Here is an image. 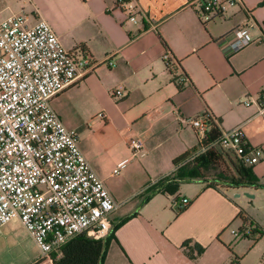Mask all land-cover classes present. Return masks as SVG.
I'll return each mask as SVG.
<instances>
[{"label": "crops", "instance_id": "0c3cea01", "mask_svg": "<svg viewBox=\"0 0 264 264\" xmlns=\"http://www.w3.org/2000/svg\"><path fill=\"white\" fill-rule=\"evenodd\" d=\"M197 1L130 0L137 15L130 20L118 0H57L58 15L43 18L66 50L83 47L94 63L50 103L118 204L109 216L116 227L103 264H232L235 257L240 264L245 254L224 233L241 209L227 190L239 188L180 181L175 193L160 191L140 204L147 188L181 164L172 160L197 147L190 119L204 111L222 130L239 125L246 141L262 148L261 159L247 166L264 184V108L255 103L264 93V0H241L206 23L198 18ZM27 17L30 23L39 18ZM248 20L254 41L225 51L219 39ZM166 52L178 62L172 72ZM175 75L185 77L181 86ZM114 88L124 91L121 98L110 94ZM132 136L143 140L136 156L128 147ZM180 197L190 203L177 212L172 200ZM248 219L252 230L263 231ZM33 246L27 264L39 258Z\"/></svg>", "mask_w": 264, "mask_h": 264}, {"label": "built area", "instance_id": "2783aa9c", "mask_svg": "<svg viewBox=\"0 0 264 264\" xmlns=\"http://www.w3.org/2000/svg\"><path fill=\"white\" fill-rule=\"evenodd\" d=\"M241 0H198L197 14L202 23L212 21ZM118 7L135 20L130 0H118ZM252 21L231 30L219 39L223 49L237 51L253 42ZM164 61L175 69L166 52ZM111 64V62H109ZM94 63L82 48L68 51L51 25L42 18L30 23L26 14L0 16V229L18 219L35 244L41 258L61 254V248L80 233L103 239L110 231V213L118 206L104 181L94 172L82 153L73 130L68 129L51 106V98ZM183 75H175L181 86ZM113 97L124 91L114 88ZM249 105L251 100L240 99ZM255 103L264 108V93ZM209 111L190 119L197 134V151L219 147L236 154L245 164L257 163L263 150L251 146L241 127L222 130L207 143ZM132 156L143 148V140H128ZM190 158V159H191ZM124 162L120 164L122 166ZM189 203L186 197L173 198L177 212ZM252 232L250 226L241 230ZM231 233L237 236L236 230Z\"/></svg>", "mask_w": 264, "mask_h": 264}, {"label": "trees", "instance_id": "16d2710c", "mask_svg": "<svg viewBox=\"0 0 264 264\" xmlns=\"http://www.w3.org/2000/svg\"><path fill=\"white\" fill-rule=\"evenodd\" d=\"M80 48L84 49L83 47ZM169 56L170 61L177 66V60H175L170 54ZM209 122L210 130L207 133V143L216 140L221 134V129L214 116ZM197 149L198 146L175 157L172 160L173 164L177 165L187 161ZM208 165H214L217 167L219 171L216 177L209 178L208 175H206L204 168ZM198 179L207 181L209 186L215 188L234 189L246 188L249 186L257 188L261 185L252 175L250 167L247 166V164H245L236 154L210 147L192 157L187 164L174 169L168 178H164L147 188L142 194L140 204L145 202L153 194L160 191L169 194L175 193L178 182L180 181ZM182 210L178 212H181ZM237 217L242 222L240 230L245 226L251 227L250 220L242 209L239 210ZM115 227L116 226H112L107 236L103 239H94L86 233H80L63 245L59 257L56 258L54 255L43 257L41 260L37 261L36 264H103L105 253L110 239L113 238ZM254 232L257 233L255 241L264 234V231L257 230L256 228L252 230V233ZM201 251L202 248L199 247L198 253ZM238 260L239 257H235L232 264H237Z\"/></svg>", "mask_w": 264, "mask_h": 264}, {"label": "rangeland", "instance_id": "374dc122", "mask_svg": "<svg viewBox=\"0 0 264 264\" xmlns=\"http://www.w3.org/2000/svg\"><path fill=\"white\" fill-rule=\"evenodd\" d=\"M56 2L57 0H0V16H8L16 11L23 10L29 17L36 15L43 19L47 15H58ZM215 148L220 150L219 147ZM189 161L190 159H187V161L182 162L179 166L187 164ZM204 169L209 178L216 177L219 171L214 165H208ZM260 184L255 191L244 188H239L236 191H227L232 199L239 203L241 209L254 222L259 224L260 228L264 231V184ZM245 192L254 194V196L250 198L245 195ZM235 193H239L240 195L235 196ZM241 226L240 220L234 218L224 230L232 246L237 244L240 248L245 249V254H242L243 259L240 264H264V235L257 243H254L253 239L257 236V233L251 234L249 231L247 239L240 230ZM3 229L6 230V235L0 236V264H27L30 259L34 258L35 247L19 221H10L4 225ZM232 229L237 231V236L231 234ZM11 235L17 236L20 239L19 242L17 243L16 240H13V237L10 238L9 236ZM250 245L252 248L248 251ZM20 250H25V254H22ZM39 260H41L40 256L32 264H36Z\"/></svg>", "mask_w": 264, "mask_h": 264}, {"label": "water", "instance_id": "95a60500", "mask_svg": "<svg viewBox=\"0 0 264 264\" xmlns=\"http://www.w3.org/2000/svg\"><path fill=\"white\" fill-rule=\"evenodd\" d=\"M235 195L236 196H239L240 194L239 193H236ZM245 195L248 196V197H250V198H252L254 196L253 194H251L249 192H245Z\"/></svg>", "mask_w": 264, "mask_h": 264}]
</instances>
